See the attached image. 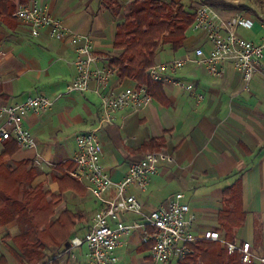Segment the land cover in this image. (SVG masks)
<instances>
[{
  "label": "crops",
  "instance_id": "crops-1",
  "mask_svg": "<svg viewBox=\"0 0 264 264\" xmlns=\"http://www.w3.org/2000/svg\"><path fill=\"white\" fill-rule=\"evenodd\" d=\"M134 1L113 0L116 7L109 9L104 0L30 2L77 34L78 45L84 38L89 39L98 59L95 66L99 67L122 52L114 48L116 27L125 22ZM162 1L184 7L189 3L206 4L207 0ZM210 1L217 3L212 7L224 17L241 14L252 19V29L239 28L237 33L245 30V39L255 44L261 41L264 0ZM204 41L203 33L189 29L181 49L173 51L169 45L159 44L155 52L154 66L164 65L162 74L170 79L192 83L193 94L161 84L164 103L152 99L137 112L119 110L107 123L101 117L95 82L86 92L67 93L75 75V47L49 38L45 31L33 37L28 24L13 17L0 20V104L12 105L38 94L56 100L51 110L26 117L35 147L19 148L11 163L32 162L38 171L32 187L42 184L45 192L57 197L58 184L50 179V174L57 165L72 160L78 134L96 133L102 146L101 164L113 182L124 178L131 162L149 151L167 147L174 163L161 166L145 190L129 189L141 203L143 214L166 207L175 194L181 193L189 214L196 218V234L217 231L228 242L248 241L252 253L264 257V59L251 81L250 91L245 92L241 75L230 64H225L222 77L216 78L208 74L205 65L193 62L195 48L205 45ZM205 47L207 50L208 46ZM180 59L188 62L173 69L172 61ZM135 84L116 74L108 83L112 91ZM3 151L1 144L0 154ZM36 158L40 159V166L34 162ZM76 182L86 192L82 195L65 191L54 213L69 211L82 218L69 232L67 247L48 249L54 264H91L86 245L70 247L69 241L85 237L101 202L93 198L86 182ZM50 199L49 196L47 200ZM227 211L239 218L243 216L241 225L233 224L235 231L231 235L226 234L220 220L221 213ZM143 214L121 215L119 219L131 224L141 221ZM237 221L240 223V219L234 223ZM26 229L23 221L15 220L0 227V257L7 264H19L10 250L14 247L8 237L21 235ZM151 247L152 242L142 240L138 230L132 231L116 250L118 264H153Z\"/></svg>",
  "mask_w": 264,
  "mask_h": 264
},
{
  "label": "built area",
  "instance_id": "built-area-1",
  "mask_svg": "<svg viewBox=\"0 0 264 264\" xmlns=\"http://www.w3.org/2000/svg\"><path fill=\"white\" fill-rule=\"evenodd\" d=\"M13 18L28 24L30 34L38 37L42 31L58 41H65L75 47L76 58L73 62L75 75L67 86V93H83L95 82V92L100 99L102 119L110 123L114 113L122 109L137 112L152 101L151 95L144 87L137 84L124 87L118 91L109 89V80L115 74L108 61L102 66H95L97 56L89 39L80 37L65 28L51 15L42 13L37 6L28 2L16 11ZM252 19L241 14L230 17L222 16L208 4H200L194 11L191 30L203 33L204 44L194 50L193 62L205 65L212 77H222L223 66L230 64L241 75L242 90L250 91L253 77L261 69L264 59V26L261 41L257 44L245 39L237 33V29H252ZM188 60H174L173 69L182 68ZM165 66H153L149 69V78L160 84H167L194 93L192 83H184L170 79L162 74ZM201 95L198 99H201ZM56 100L44 94L29 96L12 105L0 104V145L7 140L14 141L19 148L35 147V141L27 124L26 117L51 110ZM76 151L72 158L73 169L70 178L78 182H86L93 198L101 202L94 213L92 226L83 239L73 238L70 247L85 244L91 264H118L116 250L122 246L129 234L138 230L142 240L152 242L151 259L153 264H167L181 261L193 256L195 246L201 241L219 243L229 255H237L241 264H264V257H256L248 241L233 243L226 241L217 231H206L196 234L194 225L196 218L189 214V207L183 202V194H175L166 207L143 214L139 200L129 193L134 187L143 191L163 165H172L175 161L167 147L149 151L144 156L129 164L127 174L118 182H113L101 164L102 146L94 132L78 134L75 137ZM34 162L40 166V159ZM144 215L141 221L126 224L121 215Z\"/></svg>",
  "mask_w": 264,
  "mask_h": 264
},
{
  "label": "trees",
  "instance_id": "trees-1",
  "mask_svg": "<svg viewBox=\"0 0 264 264\" xmlns=\"http://www.w3.org/2000/svg\"><path fill=\"white\" fill-rule=\"evenodd\" d=\"M30 1L0 0V20L12 18L21 6ZM112 3L113 0H104L107 9L116 7ZM206 4L217 5L210 0ZM193 21L194 13L182 5L162 0H135L128 9L125 22L116 27L114 48L122 52L110 58L109 66L119 79L134 81L139 87H144L152 99L164 103L161 84L153 82L148 71L154 66L159 44L169 45L173 51L183 47ZM3 145L4 151L0 154V227L8 220L26 224L25 233L8 237L14 247L10 250L19 264H54L48 249L67 247L69 232L82 218L69 211L56 215L54 209L65 191L82 195L86 191L69 176L74 167L72 161L62 162L50 174V179L58 184L57 197L45 192L42 184L32 187L38 173L33 163L21 161L12 164V157L19 147L12 140L5 141ZM49 196L50 201L47 200ZM237 219L240 223H234ZM242 219L243 216L239 218V215L229 211L220 215L227 235L234 233L233 224L241 225ZM194 249L193 256L176 264H241L236 254L229 255L215 242L201 241ZM0 264H7L4 257H0Z\"/></svg>",
  "mask_w": 264,
  "mask_h": 264
},
{
  "label": "rangeland",
  "instance_id": "rangeland-1",
  "mask_svg": "<svg viewBox=\"0 0 264 264\" xmlns=\"http://www.w3.org/2000/svg\"><path fill=\"white\" fill-rule=\"evenodd\" d=\"M180 5V4H179ZM197 6H199V4L198 3H189V4H185V6H184V8L186 9V10H188L189 12H192V10L193 9H195ZM236 15V14H235ZM233 16V15H232ZM230 17V16H229ZM239 34L241 35V36H243L244 38H247L246 37V35H247V32L245 31V30H239ZM75 140V139H74ZM219 244V243H218ZM219 247L221 248V249H225V248H223V246L221 245V244H219Z\"/></svg>",
  "mask_w": 264,
  "mask_h": 264
}]
</instances>
